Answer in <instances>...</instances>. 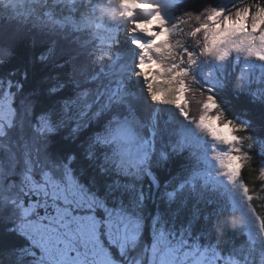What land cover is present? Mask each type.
<instances>
[{
    "label": "snow or ice",
    "instance_id": "obj_1",
    "mask_svg": "<svg viewBox=\"0 0 264 264\" xmlns=\"http://www.w3.org/2000/svg\"><path fill=\"white\" fill-rule=\"evenodd\" d=\"M110 3L0 0V68L23 59L30 33L68 42H40L27 91L9 78L14 72L0 75V264H262L264 217L245 176L247 169L264 173V163L253 167L264 136L253 135L250 119L229 118L214 93L231 88L264 120V0L188 12L174 24L158 4L121 0L130 34L142 37L130 42L134 64L122 26L105 18ZM185 25L195 50L178 39ZM141 80L157 106L151 111L136 89ZM160 106L180 111L198 137L174 130L158 143ZM205 137L227 149L214 159L247 193L259 236L234 217L226 221L231 204L197 193L195 176L190 195L186 180L160 194L157 170L173 162L180 168L177 158L192 155ZM178 200L169 221L166 211Z\"/></svg>",
    "mask_w": 264,
    "mask_h": 264
},
{
    "label": "trees",
    "instance_id": "obj_2",
    "mask_svg": "<svg viewBox=\"0 0 264 264\" xmlns=\"http://www.w3.org/2000/svg\"><path fill=\"white\" fill-rule=\"evenodd\" d=\"M248 2H250V0H245V3ZM222 3H225V5L222 6ZM227 3L230 5L231 11L234 9V7L240 6V0H178V2L168 10L167 14H170L171 16L168 21L170 24H174L177 17L184 16L188 12L200 13L205 9H210L213 7L225 9ZM190 27V25H185L183 27L184 35L178 37L179 41H181V44L184 43L183 37L187 35V32L190 31ZM31 37L33 36L29 35L28 38H26L24 41L23 59L15 57L11 61H9L8 64L3 68H0V75H3L5 77H9V73L14 72L15 75L10 76L9 78L14 82L19 81L24 83L25 91L33 86L34 72L32 70L31 63H37L36 56L41 51V45H38V42L35 48L31 47ZM50 39L52 40V38ZM58 41V47L67 46L66 41ZM189 48L195 50V47L192 45H190ZM24 72L28 73L27 81L22 80V74ZM194 87L197 86L194 85ZM13 90L15 91V89ZM214 95L217 97L220 104L225 109L229 118L238 119L241 121L250 119L252 121L250 131L253 133V135L256 137L264 136V120H262L261 118L258 106H249L247 103V98L243 96L237 98L235 92L231 88H217ZM199 99L200 98L198 95H194L192 108L193 118H196L198 116L197 103L199 102ZM184 127H194L196 129L194 124L190 123L188 120H186L185 124H182L178 123V121H175V118H172V122H170L166 127L162 128L160 134L157 135V142L159 143L161 139L167 140L170 132L174 130H183ZM88 134L89 133L86 131L82 135L87 136ZM194 138L195 137L188 136L189 140H192ZM206 140L207 141L203 139L199 141V147L192 155L185 153L183 156L177 158L184 161L180 168H176L173 162L165 169L157 170V176L160 181L159 192L161 195L163 194L166 184L168 189H173L178 184L186 180L184 194L190 195L193 191L191 182L193 180V177L195 176L197 179V187L195 191L197 193H203L206 196H212L213 199H217L220 203L225 205L231 204L232 213L231 215L226 216L225 220L231 221L234 217L236 225L238 227H247L245 221H243L242 218L243 211L238 207L236 202L235 189L230 185L227 186L216 183L213 178L206 173L207 165L205 163L204 156L207 154V151L209 153V147L211 146L210 140ZM202 142H205V145L202 144ZM212 144H214L213 141ZM262 151L264 150H262L261 145L257 143L256 147L253 150V154L255 156V159L253 160V167L257 169V171H259L261 164L264 163V155H262ZM201 162H203V170L197 173L196 170L201 167ZM246 172L247 175L245 176V179L248 181L249 187L255 188L253 195L257 197L255 200H252V204L255 205L256 212L259 213V216L264 217V183H262L264 182V173L257 175L251 169H247ZM142 183L145 191H147L150 184L149 179L147 177H144ZM243 194H246V192L243 191ZM232 196H235L233 200L231 199ZM249 199H251V197H249ZM244 201L249 208V204L246 203V199H244ZM160 207L162 211L165 210V205L163 204V202H161ZM177 207H179V200L177 201V204H174L171 209L166 211V217L169 221L172 220L173 212ZM255 218L258 219V217L256 216ZM261 227V224L259 227H257V230L260 233Z\"/></svg>",
    "mask_w": 264,
    "mask_h": 264
},
{
    "label": "rangeland",
    "instance_id": "obj_3",
    "mask_svg": "<svg viewBox=\"0 0 264 264\" xmlns=\"http://www.w3.org/2000/svg\"><path fill=\"white\" fill-rule=\"evenodd\" d=\"M148 2L152 3V0H148ZM175 2H176V0H169L167 2H163L162 3V7H163L162 9L163 10H168L172 4L174 5ZM114 4H115V7H113V5L107 6L109 9H111L113 11V14H114V9L117 7L118 2H115L114 1ZM153 4H158V3L157 2H153ZM221 5L222 6L225 5V3H222ZM121 7H122V5H121ZM225 9H227L228 11H231V7H230V5L228 3L226 4V8ZM124 10L125 9L122 7L121 8V11H118V12H123ZM126 11L127 10H125L124 13H126ZM163 15L168 20V18H169L170 15L166 14V11L163 12ZM120 16H122V15H120L119 13L118 14L115 13V15L114 16H111V18L112 19H116L117 20V23L119 24V22H122V19L120 18ZM186 37H187V35H185L183 37V42L184 43L186 42L188 44V46L193 45L194 42H192L191 40L188 39V37L187 38ZM180 43H181V41H180ZM214 77H215V74H213V78ZM198 78H200V77H198ZM141 92L144 95V97L142 99L148 101L147 91L146 90H143ZM197 106L199 107V102L197 103ZM154 107H157V106H154V105L149 106L148 105L147 106V109H148V111H151L152 108H154ZM159 112L164 117H166V115L170 114V115H174V116L178 117L179 120H183V118H184L180 114V111H178L176 108L171 107V106H160L159 107ZM171 122H172V119H171ZM183 131H185L188 134V136H190V137H195V138L198 137L197 130L194 127H184L183 128ZM200 135L203 136L204 134L203 133H200ZM13 136H14V138H17L18 137V133L17 132H14L13 133ZM204 139H205V141H207L206 139H208V138L205 137ZM209 140L210 139H208V141ZM202 144L205 145V142H202ZM210 144H211V146L209 147V150L210 151H209V153L207 151V154L204 156L205 163L207 165L206 173L208 175H210L216 183H219L220 185H222V184L223 185H227V186L230 185L231 187H233L232 184L229 182L228 176L225 175L226 169L222 168L220 166L219 162H217L214 159V157H215V155H216L217 152L226 151L227 149L224 148L223 146H218V145L215 146V144H212V141L211 140H210ZM16 151H20V149H16ZM6 164H7V162H6ZM233 175H235V173H233ZM235 192H236V202H237V205L243 211L242 212L243 221H245V223H246V225L248 227V230L251 232L252 235L259 236L260 232L257 230V227H259L261 223L258 220L259 218L258 219L255 218V216L252 214V212L249 211L248 206L245 204L244 199H246L247 193L246 194H243V190H240V188H236L235 189ZM234 197L235 196H232L231 199L233 200ZM248 199H249V197H248ZM262 264H264V261H262Z\"/></svg>",
    "mask_w": 264,
    "mask_h": 264
},
{
    "label": "bare ground",
    "instance_id": "obj_4",
    "mask_svg": "<svg viewBox=\"0 0 264 264\" xmlns=\"http://www.w3.org/2000/svg\"><path fill=\"white\" fill-rule=\"evenodd\" d=\"M113 7H115V4H113ZM114 15H115V9H114ZM143 101L145 102V106H146V101L145 100H143Z\"/></svg>",
    "mask_w": 264,
    "mask_h": 264
}]
</instances>
